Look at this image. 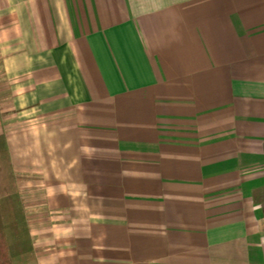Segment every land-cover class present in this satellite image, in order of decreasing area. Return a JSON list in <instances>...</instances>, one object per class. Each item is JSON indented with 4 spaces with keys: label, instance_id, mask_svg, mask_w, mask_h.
I'll return each instance as SVG.
<instances>
[{
    "label": "crops",
    "instance_id": "crops-1",
    "mask_svg": "<svg viewBox=\"0 0 264 264\" xmlns=\"http://www.w3.org/2000/svg\"><path fill=\"white\" fill-rule=\"evenodd\" d=\"M0 111L34 264H264V0H0Z\"/></svg>",
    "mask_w": 264,
    "mask_h": 264
},
{
    "label": "trees",
    "instance_id": "trees-1",
    "mask_svg": "<svg viewBox=\"0 0 264 264\" xmlns=\"http://www.w3.org/2000/svg\"><path fill=\"white\" fill-rule=\"evenodd\" d=\"M3 115L0 111V126ZM21 177L0 134V264H34V248L28 212L19 191Z\"/></svg>",
    "mask_w": 264,
    "mask_h": 264
}]
</instances>
